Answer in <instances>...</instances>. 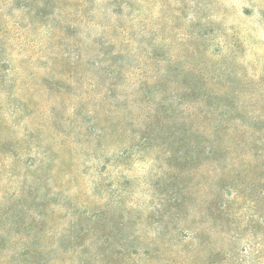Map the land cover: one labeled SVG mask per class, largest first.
<instances>
[{
    "label": "rangeland",
    "instance_id": "374dc122",
    "mask_svg": "<svg viewBox=\"0 0 264 264\" xmlns=\"http://www.w3.org/2000/svg\"><path fill=\"white\" fill-rule=\"evenodd\" d=\"M0 264H264V0H0Z\"/></svg>",
    "mask_w": 264,
    "mask_h": 264
}]
</instances>
